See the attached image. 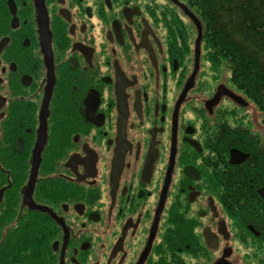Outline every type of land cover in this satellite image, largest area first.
<instances>
[{
  "label": "flooded vegetation",
  "instance_id": "1",
  "mask_svg": "<svg viewBox=\"0 0 264 264\" xmlns=\"http://www.w3.org/2000/svg\"><path fill=\"white\" fill-rule=\"evenodd\" d=\"M203 33L188 0H0V264H264L262 117Z\"/></svg>",
  "mask_w": 264,
  "mask_h": 264
},
{
  "label": "trees",
  "instance_id": "2",
  "mask_svg": "<svg viewBox=\"0 0 264 264\" xmlns=\"http://www.w3.org/2000/svg\"><path fill=\"white\" fill-rule=\"evenodd\" d=\"M188 2L199 14L211 67H227L230 80L258 109L264 125V0ZM261 155L264 173V149Z\"/></svg>",
  "mask_w": 264,
  "mask_h": 264
},
{
  "label": "rangeland",
  "instance_id": "3",
  "mask_svg": "<svg viewBox=\"0 0 264 264\" xmlns=\"http://www.w3.org/2000/svg\"><path fill=\"white\" fill-rule=\"evenodd\" d=\"M221 69L223 70V72H224L226 78H227V79H230V75H229V72H228V70H227V67L223 66V67H221ZM228 77H229V78H228Z\"/></svg>",
  "mask_w": 264,
  "mask_h": 264
},
{
  "label": "water",
  "instance_id": "4",
  "mask_svg": "<svg viewBox=\"0 0 264 264\" xmlns=\"http://www.w3.org/2000/svg\"><path fill=\"white\" fill-rule=\"evenodd\" d=\"M197 28H198V30H199V35H200L201 27H200V25H199L198 22H197ZM198 49H199V46H198V41H197V49H196L197 54H198ZM197 54H196V55H197ZM197 57H198V56H197Z\"/></svg>",
  "mask_w": 264,
  "mask_h": 264
}]
</instances>
